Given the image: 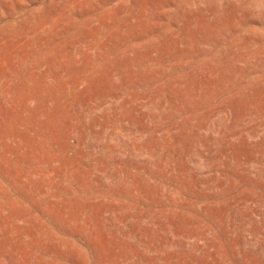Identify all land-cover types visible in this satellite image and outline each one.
Here are the masks:
<instances>
[{
  "label": "rangeland",
  "instance_id": "374dc122",
  "mask_svg": "<svg viewBox=\"0 0 264 264\" xmlns=\"http://www.w3.org/2000/svg\"><path fill=\"white\" fill-rule=\"evenodd\" d=\"M0 264H264V0H0Z\"/></svg>",
  "mask_w": 264,
  "mask_h": 264
}]
</instances>
